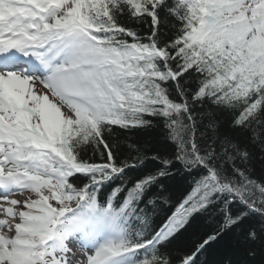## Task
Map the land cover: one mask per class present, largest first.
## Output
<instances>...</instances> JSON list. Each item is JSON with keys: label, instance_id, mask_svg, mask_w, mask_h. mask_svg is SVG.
Returning a JSON list of instances; mask_svg holds the SVG:
<instances>
[{"label": "snow or ice", "instance_id": "6c2138e0", "mask_svg": "<svg viewBox=\"0 0 264 264\" xmlns=\"http://www.w3.org/2000/svg\"><path fill=\"white\" fill-rule=\"evenodd\" d=\"M212 254L264 264V0H0V264Z\"/></svg>", "mask_w": 264, "mask_h": 264}, {"label": "trees", "instance_id": "16d2710c", "mask_svg": "<svg viewBox=\"0 0 264 264\" xmlns=\"http://www.w3.org/2000/svg\"><path fill=\"white\" fill-rule=\"evenodd\" d=\"M226 119V117H224ZM218 259V256L216 254H212L211 256H209V264H215V261ZM235 259L237 261L241 260L242 257L238 254Z\"/></svg>", "mask_w": 264, "mask_h": 264}]
</instances>
